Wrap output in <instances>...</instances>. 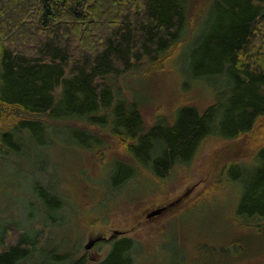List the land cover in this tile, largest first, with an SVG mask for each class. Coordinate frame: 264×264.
<instances>
[{"label": "rangeland", "instance_id": "374dc122", "mask_svg": "<svg viewBox=\"0 0 264 264\" xmlns=\"http://www.w3.org/2000/svg\"><path fill=\"white\" fill-rule=\"evenodd\" d=\"M214 3L189 0L185 34L164 60L145 59L105 78L114 105H135L145 131L175 126L187 109L203 115L214 107L220 123L223 118L191 160L174 165L165 178L149 167L150 158L134 154L140 141L124 143L112 134L113 109L97 114L108 122L99 125L0 108V252L7 228L13 233L8 243L15 234L40 239L38 251L19 264H102L125 238L134 241L131 264H264V117L250 132L230 138L235 109L225 100L229 88L219 89L214 78H194ZM3 72L0 65V97L11 94ZM10 115L45 126L19 122L10 131ZM255 210L261 212L251 215ZM115 231L125 235L85 250L91 238Z\"/></svg>", "mask_w": 264, "mask_h": 264}, {"label": "trees", "instance_id": "16d2710c", "mask_svg": "<svg viewBox=\"0 0 264 264\" xmlns=\"http://www.w3.org/2000/svg\"><path fill=\"white\" fill-rule=\"evenodd\" d=\"M188 2L0 0V65L11 91L0 97V108L30 118H85L99 125L108 122L97 114L113 109L112 134L124 143L140 141L134 154L144 162L150 158L149 167L165 178L174 165L191 160L200 141L215 133L223 118L220 123L214 107L203 115L187 109L175 126L145 131L135 105H114V90L105 78L125 74L145 59L150 64L164 60L185 34ZM209 13L211 27L202 37L194 78H214L222 85L219 89L229 88L225 100L235 109V130L229 136L235 138L264 117V0H215ZM12 116L5 123L10 131L19 122L45 126ZM11 234L4 229L0 264H19L38 251L40 239L15 234L8 243ZM115 244L102 264H131L134 241L125 238Z\"/></svg>", "mask_w": 264, "mask_h": 264}, {"label": "water", "instance_id": "95a60500", "mask_svg": "<svg viewBox=\"0 0 264 264\" xmlns=\"http://www.w3.org/2000/svg\"><path fill=\"white\" fill-rule=\"evenodd\" d=\"M182 199L177 200L176 202H173L171 204H169L168 206H164V207H160L158 209H155L153 211H151L150 213H148L147 218L151 219V218H155V217H159L162 216L163 214H165L167 211H169L170 209L174 208L175 206L179 205L181 203ZM121 235L120 232H115L110 239H113L114 237H117ZM102 239L101 238H97V239H90L89 243L85 246V250L86 251H90L93 249V247L95 246L96 243L100 242Z\"/></svg>", "mask_w": 264, "mask_h": 264}, {"label": "flooded vegetation", "instance_id": "af4514ba", "mask_svg": "<svg viewBox=\"0 0 264 264\" xmlns=\"http://www.w3.org/2000/svg\"><path fill=\"white\" fill-rule=\"evenodd\" d=\"M148 215V214H147ZM160 217V216H159ZM148 219V218H147ZM115 232H119V231H115ZM114 232V233H115ZM121 233V232H120ZM123 235H125L123 232L121 233V235H119V236H117V237H114L113 239H110V238H107V237H105V236H100V237H97V238H101L102 240L100 241V242H98V243H96L95 244V246L97 245V244H99V243H102V242H113V241H115L116 240V238H118V237H120V236H123ZM97 238H91V239H97ZM128 239V238H127ZM119 241V240H118ZM95 246L93 247V248H95Z\"/></svg>", "mask_w": 264, "mask_h": 264}]
</instances>
